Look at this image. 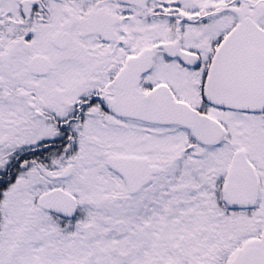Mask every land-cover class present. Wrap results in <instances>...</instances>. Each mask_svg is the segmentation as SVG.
I'll return each mask as SVG.
<instances>
[{
	"label": "snow or ice",
	"instance_id": "1",
	"mask_svg": "<svg viewBox=\"0 0 264 264\" xmlns=\"http://www.w3.org/2000/svg\"><path fill=\"white\" fill-rule=\"evenodd\" d=\"M0 264H264V0H0Z\"/></svg>",
	"mask_w": 264,
	"mask_h": 264
}]
</instances>
